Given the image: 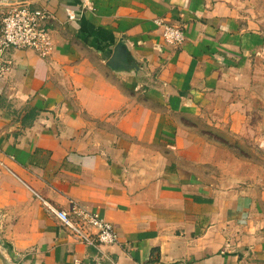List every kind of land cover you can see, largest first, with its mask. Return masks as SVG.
I'll list each match as a JSON object with an SVG mask.
<instances>
[{
    "label": "crops",
    "instance_id": "0c3cea01",
    "mask_svg": "<svg viewBox=\"0 0 264 264\" xmlns=\"http://www.w3.org/2000/svg\"><path fill=\"white\" fill-rule=\"evenodd\" d=\"M22 5L50 15L52 48L0 56V164L17 191L6 215L22 202L26 213L8 230L12 254L0 264H264V191L202 180L196 166L210 157L195 155L178 119L249 77L243 52L255 40L230 9L211 0H0V29ZM175 17L182 46L167 45L156 25ZM120 39L140 71L106 68L101 51ZM42 202L99 214L117 242L84 244Z\"/></svg>",
    "mask_w": 264,
    "mask_h": 264
},
{
    "label": "rangeland",
    "instance_id": "374dc122",
    "mask_svg": "<svg viewBox=\"0 0 264 264\" xmlns=\"http://www.w3.org/2000/svg\"><path fill=\"white\" fill-rule=\"evenodd\" d=\"M211 1L228 7L230 18L238 22L241 33L254 38L255 50L243 52L249 77L241 88L223 89L203 107L190 106L179 111V125L193 133V144L198 146L195 155H198L197 150H202L210 157L209 162L196 166L202 180L219 187H253L261 192L264 191V0ZM165 22L174 28L185 26L180 17ZM48 30L52 37V30ZM124 47L120 39L108 46V54L101 51L106 68L114 73L140 71ZM12 177L16 179L0 164V258L6 261L12 254L8 230L16 228L18 221L21 225L26 221L25 202L15 211V218L6 215L17 197Z\"/></svg>",
    "mask_w": 264,
    "mask_h": 264
},
{
    "label": "built area",
    "instance_id": "2783aa9c",
    "mask_svg": "<svg viewBox=\"0 0 264 264\" xmlns=\"http://www.w3.org/2000/svg\"><path fill=\"white\" fill-rule=\"evenodd\" d=\"M50 19L46 11L32 5L10 9L1 22L0 56L7 49H14L32 51L46 57L52 48V37L48 30ZM156 25L167 45L182 46L186 42L185 28L168 26L162 19H158ZM4 69L0 62V76ZM42 203L50 215L84 244L112 246L117 242L113 225L102 219L99 214L92 213L79 204H72L69 211H64L56 209L49 203ZM92 229L97 231L95 237L86 234Z\"/></svg>",
    "mask_w": 264,
    "mask_h": 264
}]
</instances>
